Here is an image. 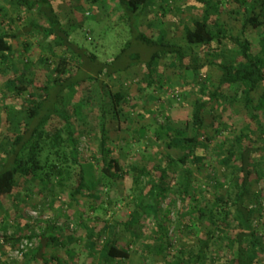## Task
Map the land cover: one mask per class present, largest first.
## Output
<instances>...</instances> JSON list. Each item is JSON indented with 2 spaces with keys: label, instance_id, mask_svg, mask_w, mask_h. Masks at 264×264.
I'll return each instance as SVG.
<instances>
[{
  "label": "trees",
  "instance_id": "1",
  "mask_svg": "<svg viewBox=\"0 0 264 264\" xmlns=\"http://www.w3.org/2000/svg\"><path fill=\"white\" fill-rule=\"evenodd\" d=\"M10 1L16 15L12 17L4 12L1 16V19L4 22L6 20V23L10 25V29H0V57L4 64L7 66L13 64L10 58L15 52L13 43L15 39L25 33L38 32L51 38L48 51L55 54L58 47H63L71 53L76 65H72L66 56L60 57L56 64L51 58L46 57L44 65L47 67V73L36 69L34 77L28 78L25 71L30 68L33 61L27 60L22 67L23 70L16 69L12 75L8 76L7 89L14 93L16 109L23 112L24 117L18 120L19 131L0 141V208L4 206V197L13 199L16 204L12 213L3 207L4 213L0 215V232L7 231L10 217L22 221L20 197L29 181H39L41 184L52 187L56 179L57 184L63 188L74 177V183L71 184L73 197L85 195L96 187V183L89 180L87 165L82 160L81 135L77 134L66 112L67 104L71 100H77L78 105L81 106L80 89L90 83L101 82V75L114 78L139 63H143L146 67L148 85L158 86L159 83L161 87L164 86L163 80L159 77L161 75H158L160 63L173 67L179 76L193 78L204 65L194 59L192 53L195 47H202L207 54L211 55V63L218 66L220 70L216 89L210 93L202 91L192 104L191 116L183 123H177L168 116L165 123L158 125L155 130L156 138L169 137L166 145L180 150L181 155L177 158L169 156V162L164 167L126 169L117 158L110 155L111 139L106 126L107 115L104 106L99 133L100 182L109 185L119 178L130 176L138 187L142 184L143 178H146L144 190L136 187L140 190L136 196L139 200L138 206L144 207L151 201L153 207L157 209L164 193L169 191L171 194L178 195L184 202L185 212L179 213L182 217L185 216L194 221L205 220L209 223L210 228L207 234L198 238L196 249L189 254L185 252V258L171 260L168 258L167 247L158 248L157 252L165 256V264H183L184 261L185 264H207L214 243L217 242L215 241L217 230L231 227L237 229L235 236L220 238L237 249L236 255L230 259L229 263L258 264L257 258L260 253L258 247H264L260 234L264 231V222L261 227L260 224L255 223V214L261 211L257 205L252 207L251 203L253 199L257 200L264 195L262 189H255L257 183L264 182V154L262 153L264 152V49L260 52L255 51V44L249 36L248 28L257 29L262 26L259 15L263 11L264 0L262 3L257 1L252 5L237 34L229 33L221 21L220 15L224 9L221 0H197L203 4V9L200 12L197 11L201 15L192 19V26L186 27L183 43L168 41L164 31L153 29L151 22H148L146 26L142 24L143 16L150 13V8L157 0H107L116 2L122 11V21L129 26L133 40L150 50L148 56L143 57L141 51L126 54L123 49L112 61H101L97 54L70 40L71 33L62 23L54 0ZM234 1L241 5L246 2V0ZM255 7L261 9L260 12L254 14ZM29 12L44 17L46 22L33 20L22 29L13 28L16 17L23 21L24 14ZM227 39L231 40L236 48L225 52L220 51L221 53L218 54L216 50ZM130 43L128 42V45ZM29 47L28 43L24 46L26 51H29ZM220 58L222 60H219ZM226 88L232 89L234 93L243 94L244 105L250 112L251 122L256 125V128L253 129L252 123H245L239 128L240 131L234 138L233 146L227 151L217 152L218 161L225 166V169L213 178L215 199L213 205L209 207L196 198L198 187L194 185L190 165L198 166L204 162V157L199 156L196 150L206 146L201 137L208 126L206 121L208 106L215 101L219 107L231 105L229 102L225 104L222 102L226 97L224 94ZM261 88L263 90L260 93ZM102 89L104 93H107L108 102L115 114L119 115L123 112L125 103L128 101V92L121 90L105 92V85H102ZM26 92H29L30 99L23 98ZM212 125L214 126L215 123L212 122ZM215 130L218 131L219 128ZM188 131L191 133L188 134ZM147 132V127H143L138 131V135L144 138ZM206 138L210 139V136L206 135ZM259 152H261L260 155H258ZM177 163L182 164L185 177L180 181V185L174 188L170 185L172 177L169 171L172 165ZM149 197H152V200H149ZM134 223L133 216L125 221L129 230ZM16 225L15 236L6 238L19 247L24 238L32 239L34 234H28V227L23 230L20 223ZM104 232H106V226L98 231L91 230L88 234V243L96 246ZM168 233L167 222L159 221V231H156L153 236L155 239L166 241ZM58 241V237L52 234H41L35 259L38 264H49L51 261L54 264H63L59 257L47 255L50 247ZM145 246L144 255H148L153 248L150 245ZM100 254V264H112L113 261H127L131 250L129 245L123 244L112 235L104 242Z\"/></svg>",
  "mask_w": 264,
  "mask_h": 264
},
{
  "label": "rangeland",
  "instance_id": "2",
  "mask_svg": "<svg viewBox=\"0 0 264 264\" xmlns=\"http://www.w3.org/2000/svg\"><path fill=\"white\" fill-rule=\"evenodd\" d=\"M221 1L224 7L220 15L221 21L229 33L237 34L252 5L257 1L262 3L263 0H246L242 5L234 0ZM54 3L62 23L71 33L70 40L97 54L101 61H112L123 49L126 54L141 51L143 57L150 53L147 47L133 40L129 26L122 21V11L116 2L54 0ZM258 7H255L254 14L260 12L261 9ZM9 9L13 10L15 16L14 8L10 6ZM202 9L203 4L197 0H157L150 8V13L143 16L142 24L146 26L151 22L153 29L164 31L168 41L183 43L186 27L192 26V19L201 15L199 12ZM262 9L259 15L262 26L257 29L248 28L249 36L255 44L254 49L259 52L264 49V3ZM33 20L46 22L44 17L29 12L24 14L23 21L16 17L17 24L13 28L20 29L21 24L27 25ZM50 41L51 38L42 33H27L13 41L15 52L10 58L13 64L7 66L0 57V141L18 132V120L24 117V113L16 109L14 93L7 89L8 76L16 69L23 70L22 67L27 60L33 61L30 68L25 71L28 78L34 77L36 69L47 71L44 65L46 57L51 58L56 64L60 57L66 56L72 65H76L71 53L63 47H58L55 54L48 51ZM128 42H131L130 45ZM26 43L30 44L29 51L24 48ZM235 48L236 45L227 39L216 52L219 54L220 51L225 52ZM192 56L204 65L193 78L179 76L173 67L160 63L158 75H161L159 77L163 80L164 86L161 87L159 83L158 86L148 85L146 67L143 63H139L114 78L101 75V82L96 81L80 89L81 106L78 105L77 100H71L67 104L66 112L77 134L81 135L82 160L87 165L89 180L94 181L96 187L85 195L73 197L71 184L74 183V177L63 188L57 184L56 179L52 187L39 181H29L20 197L22 221L10 217L7 231L0 232V264H38L35 259L40 236L43 233L58 237V243L50 247L47 255L59 257L63 264H100L102 246L112 235L123 244L129 245L131 250L127 261H113L112 264H165V256L157 252L158 248L167 247L168 258L171 260L185 258V252L189 254L196 249L198 238L207 234L210 225L205 220L194 221L182 217L179 213L185 212L184 202L178 195L166 191L157 209L153 207L151 201L146 206L140 207L136 196L140 192L138 189L144 190L146 178H143L142 184L138 187L130 176L119 178L106 185L100 182L98 166L99 133L104 106L107 115L106 126L111 139L110 155L117 158L126 169L164 167L169 162V156L177 158L181 155L180 150L166 145L169 137L156 138L155 130L158 125L165 123L168 116L177 123H183L188 119L192 114L194 101L203 90L205 93H210L216 89L220 76L218 66L211 63V55L207 54L205 48L195 47ZM102 85L106 87L105 92L110 90L128 92V101L125 103L124 111L119 115L115 114L109 104L108 95L102 91L104 89ZM262 90L263 88L260 93ZM28 93L23 94L26 100L30 99ZM224 94L226 97L222 100L223 104L229 102L231 105L219 107L215 101L206 109L208 126L201 137L206 146L196 150L199 156L204 157V162L198 166L190 165L194 185L198 187L196 198L209 207L213 205L215 199L213 178L225 169V166L218 161L217 152L231 148L235 136L240 131L239 128L245 123H252L250 112L244 105L243 94L234 93L232 89L227 88L224 89ZM212 122L215 123L214 126ZM143 127H147L148 132L144 138H141L138 131ZM252 127L255 129L256 125L252 123ZM215 128L219 130L216 131ZM190 133L188 131V134ZM206 135H209L210 139H207ZM262 153L264 154L263 151ZM260 154L261 152L258 155ZM169 174L172 177L170 185L177 188L185 177V170L182 164L177 163L172 165ZM256 188L262 189L264 194V182L257 183ZM151 198L149 197V200ZM3 202L0 215L4 213L3 207L12 213L13 207L16 206L13 199L4 197ZM256 205L261 212L255 214V223L260 224L261 227L264 222V195L252 200L251 206ZM132 216L135 223L129 230L125 221ZM159 221L167 222L169 233L166 241L155 239L153 236L159 231ZM18 223L23 230L28 227V234H34L32 239L24 238L19 247L6 238L15 236ZM105 226L106 232L102 239L96 246L90 245L89 232L93 229L101 230ZM236 232L237 229L232 227L217 230L215 240L217 242L214 243L207 264H230L229 261L236 255L237 249L220 238L234 237ZM260 234L264 243V231ZM145 245L153 248L148 255H144ZM258 249L260 251L258 264H264V247L259 246ZM49 264L54 263L51 261Z\"/></svg>",
  "mask_w": 264,
  "mask_h": 264
},
{
  "label": "crops",
  "instance_id": "3",
  "mask_svg": "<svg viewBox=\"0 0 264 264\" xmlns=\"http://www.w3.org/2000/svg\"><path fill=\"white\" fill-rule=\"evenodd\" d=\"M10 2H11L10 0H0V29H4V28L9 29L10 28L9 23H6L7 22L6 20L4 22V20L1 19V16L4 14V12L7 14H10L13 17V15H14L13 10L9 9L11 6ZM4 24H5V26H3ZM23 26L24 25L21 24L20 29H22ZM25 34H27V33H25ZM25 34H23V35H25Z\"/></svg>",
  "mask_w": 264,
  "mask_h": 264
}]
</instances>
